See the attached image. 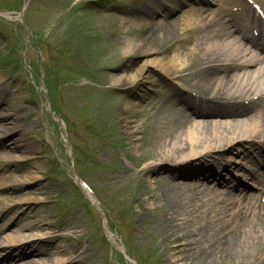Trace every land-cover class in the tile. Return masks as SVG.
<instances>
[{
  "label": "rangeland",
  "instance_id": "obj_1",
  "mask_svg": "<svg viewBox=\"0 0 264 264\" xmlns=\"http://www.w3.org/2000/svg\"><path fill=\"white\" fill-rule=\"evenodd\" d=\"M158 1L167 0H0V83L7 95H14L22 104L25 117L21 123L28 127L25 131L35 147L33 155H25L23 161L15 158L18 154L0 148V264H125L120 255L128 264H206L200 253H193L189 261L176 262L168 250L172 237L164 238L160 229L170 204L166 203L163 181H155L159 175L150 173L149 163L161 156L158 143L166 134V116L179 112L169 106L173 94L167 86H177L189 101L195 92L188 80L170 82V74L160 81L152 65L138 72L144 58L136 49L130 55L124 53L129 41L136 43L148 34L161 37L166 21L174 33L159 41L153 57L164 61L176 51L184 66L187 60L201 58V41L193 35L196 26L187 19L202 7L209 11L204 16L210 20L219 10V0H178L181 6L170 0L172 5L165 10ZM257 1L264 4V0ZM243 5L247 6V1L227 0L220 7L236 14L231 17L236 23L243 15ZM254 56L234 55L225 61L240 65ZM133 65L138 70L137 83L113 85V79L121 78ZM240 86L244 90L240 96L257 102L254 96L261 92L264 79L259 87L250 88V83ZM260 99L256 104L264 100ZM129 127L138 128L137 136H129ZM232 130L221 129L223 141L217 146H223L214 151L226 150L225 145L236 135ZM254 136L255 142L264 138V129ZM70 146L79 176L96 193L91 195L85 187L82 196L95 206L99 200L102 211L89 210L88 202L72 188ZM239 150L243 155L221 158L225 168L218 169L220 172L208 161L202 163L211 165L216 180L219 173L223 179L227 177L224 181L229 188L239 184L246 195L263 196L261 186L250 178L257 168L252 165V153L246 152L248 159L245 155L249 147L243 144ZM8 156L12 159L7 160ZM195 165L184 167L185 172L191 173ZM29 172L35 179L16 186L14 182ZM175 182L181 190L176 199L189 196L193 182ZM213 191L195 197L197 205L209 204L202 216L201 210H195L175 224L180 226L178 235L199 247L195 252L201 245H211L212 257L220 260L225 253L223 242L217 243V239L232 233L228 230L243 207L238 202L219 212L221 197L208 202L215 198ZM186 209L183 213L190 210ZM222 228L225 233L218 235ZM258 255L246 256L242 264H257Z\"/></svg>",
  "mask_w": 264,
  "mask_h": 264
},
{
  "label": "bare ground",
  "instance_id": "obj_2",
  "mask_svg": "<svg viewBox=\"0 0 264 264\" xmlns=\"http://www.w3.org/2000/svg\"><path fill=\"white\" fill-rule=\"evenodd\" d=\"M226 3L227 0H219L220 5H226ZM169 4L172 3L170 1L158 3L163 10ZM157 12H159L158 9L153 14H157ZM206 12L209 11H205L201 7L197 11H192L187 19V22H193L196 26L193 35L196 38L195 40L201 41V58L187 60L188 63L184 66V60L175 51L164 58V61L156 60L153 56L156 55L157 52L155 51L160 46L159 41L165 35L174 33L173 27L164 21L161 37L152 38L148 34L141 37L136 43L129 41L126 44L125 55H130L136 49L138 50L137 55L142 56L144 59L138 66L139 71L137 67L133 68L134 65L129 66L122 74L123 76L113 79L112 83L113 85L120 84L121 81L127 83L123 87L133 86L138 79L136 71L141 72V69L152 65L159 71L156 77L160 81L169 74L172 81H190L193 92H196L197 102L205 106L204 108L194 107L192 109L184 99L175 100L176 102L172 100L170 108H174L180 114L173 113L166 116V134H164L162 142L158 143L161 153L159 155L161 156L149 162L151 163L150 173L159 175L155 181H163L164 194L168 200L166 203L167 205L170 204V208L163 216L164 225L160 231L163 233L164 238L172 237L168 240V250L173 256L175 255L176 262L189 261L190 257H193V253H200L206 264H234L235 261L242 264L246 256L252 257L259 253L256 263L264 264V246H262L263 243H260L262 242L260 239H264V195L257 198V196L253 195L252 197L238 190H226L222 187L224 183L221 186L220 183H217V186L216 184L212 186L210 184L215 182L212 174L209 175V179L201 182L199 181L200 176L204 174L200 173L198 167H194L191 173H186L184 169V167H192L186 162L195 160L196 157H200L197 160L198 162L204 158L208 159L206 156L214 155V150L223 146H217L220 141H223L221 140V129L232 128V132L236 133L227 143L230 147L223 151V155L227 156L233 154L243 155L242 151L239 150L240 142L238 141L243 140V138L255 137V134L264 129V101L259 105L251 103L248 106L235 102L229 109L220 110L222 106L225 107L228 104L226 102L228 99L237 96L242 97L240 95L243 94L244 90L240 85L250 83V88L259 87L261 80L264 79V77L261 78L262 75L264 76V73H262L264 67L257 66L258 62H255L252 57L247 62L240 63V65L225 61L229 56L235 55L242 58L247 53L248 50L245 49V46L239 43L243 36L237 28H230L229 21L226 18L227 15H223L222 10L219 9L216 12L217 15L212 13L213 18H210V20L205 19ZM262 89L264 90V86ZM4 90L0 83V148L9 151V154H18L15 158L23 161L26 158L25 155H33V151H35L34 141L28 137L25 131L28 127L23 128L24 126L21 123L25 117L22 104L16 101L14 95H7ZM172 91L176 92V87H172ZM187 111L189 113L192 111V113L188 114ZM194 115L200 117L197 118ZM135 128H126L129 136H137L138 128ZM140 139L142 141V138ZM223 155L218 156V158L225 157ZM6 159L10 160L12 158L8 156ZM169 165L177 168L170 169V167L168 168ZM207 172H209V169H207ZM23 177V180L14 182L17 184L16 186L22 187L24 183L35 179L33 172H29ZM175 181L193 182L191 183L192 189L188 194L189 196L181 200L176 199L181 190H179ZM14 187L13 185L11 190H14ZM200 187L203 188L200 189ZM184 189H188V187H184ZM212 190L215 192V198H211L208 202H212V200L215 202L217 198L221 197L219 212H223L228 206H237L238 202L242 205L239 206L243 207V211L235 214L234 226L228 230L232 233H228L229 235L225 237L219 236L217 239V243L223 242L221 250L225 253V257L220 260L212 257L213 248L211 245H201L202 248L199 252H195L199 247H193V241H188L185 235H178L177 231L180 226L175 224L182 215L191 217L195 210H201L199 215L202 216L205 212L204 209H207L209 204L206 202L197 205V198L195 197L202 194V192H212ZM185 207L190 208V210L186 209L187 212L183 213ZM207 212L209 213V210ZM235 224H238L237 227H235ZM185 225L187 224H183V227H187ZM196 229L199 232V227ZM195 231L191 230V234H196ZM240 231L241 233H239ZM218 232V235H222L225 233V229H218ZM247 235H250L246 238L247 241H241ZM257 235H260V237H257ZM110 239H114V237L112 236ZM251 239L253 242H250Z\"/></svg>",
  "mask_w": 264,
  "mask_h": 264
}]
</instances>
